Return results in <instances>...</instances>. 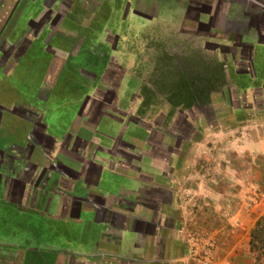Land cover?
Returning <instances> with one entry per match:
<instances>
[{
  "label": "crops",
  "instance_id": "1",
  "mask_svg": "<svg viewBox=\"0 0 264 264\" xmlns=\"http://www.w3.org/2000/svg\"><path fill=\"white\" fill-rule=\"evenodd\" d=\"M245 1L192 2L215 14L227 3L220 31L209 28L210 11L185 17V0H0V264H215L212 242L184 240L195 226L184 228L186 216L204 194L209 208L222 200L217 209L235 227L247 159L264 157V23L253 24L259 13ZM144 3L152 15L136 10ZM193 25L195 40L214 44L222 33L218 46L232 51L212 117L177 110L167 120L164 106L144 119L137 51L154 38L171 51ZM10 91L17 100L5 98ZM183 126L200 140L183 138ZM204 145L218 160L206 193L192 157ZM235 246L221 239L216 251Z\"/></svg>",
  "mask_w": 264,
  "mask_h": 264
},
{
  "label": "rangeland",
  "instance_id": "2",
  "mask_svg": "<svg viewBox=\"0 0 264 264\" xmlns=\"http://www.w3.org/2000/svg\"><path fill=\"white\" fill-rule=\"evenodd\" d=\"M186 1V7L187 11L185 12V17H189V19L193 20L196 17V9H194V4L192 3L195 0H185ZM143 7V9L139 10V8ZM141 7H138L136 10L138 12H143L146 14L152 15L154 13L153 8H150L147 3H144L141 5ZM185 27H183L184 29ZM189 29V30H188ZM195 26H191L190 28H185L183 30V33H176L177 36V42H181L180 45H177L178 47L175 48V45L170 47L171 51H161L164 49V43L163 41H159L157 39L155 41L148 42L149 50L150 51H137V56L141 63L146 65L145 69L143 70V74H140V77H136L135 79L139 82L140 88L138 91V95L141 96V99L143 101L144 97H150L151 99V104L144 110L145 112L141 114V116L146 119L148 117V120H151L153 116L150 117L148 110L152 107L155 112H157V109H162L164 106L167 107V120H170V118L176 113L177 110L179 109H174L172 106L169 104L165 103L164 100H162V95L163 93H160L157 88H155L153 85L157 81H162L161 79V74L168 71L172 70L173 66L175 65L176 61L179 58H183L186 61H190V59H196V56L199 57L203 60V62H206L209 64V62H212L214 60H218L222 62L226 68V65H229V59L225 55L230 54L232 51H230V48H223L219 47L218 44L222 43L219 40V37L222 36V33H217L215 39L210 38L209 41L213 42L209 43L208 45L205 44L206 39L204 40H195L194 36L190 35L191 30H194ZM197 32V33H196ZM196 34L200 37H206L207 38V31L202 30L200 27L197 28ZM153 35V34H152ZM187 36H190V38H187ZM192 36V37H191ZM234 37V35H233ZM148 41H150L148 39ZM147 43V42H146ZM174 43V42H173ZM209 48L210 50H206L205 48ZM154 50V51H153ZM203 51L201 54L198 53V51ZM145 57V58H144ZM114 70L115 67H109V69ZM114 74L117 75V78L119 79L123 72L116 70L114 71ZM227 84V83H226ZM145 88L149 89L150 93L144 94ZM222 88V90H224ZM222 90L220 92H222ZM8 96H5L9 101H15L17 100L16 94L13 95L10 92L6 93ZM152 94V95H151ZM231 92L230 95L233 97L234 95ZM153 96V97H151ZM3 97V96H2ZM141 103V107H142ZM147 111V113H146ZM184 113L189 115L190 118L193 117H212V110L209 105L203 106V107H198L192 110H184ZM149 115V116H148ZM183 131H184V136L183 138H187L189 135V139L191 140H200L201 135L194 132L190 136L189 129L187 130V127L183 126ZM184 140V139H182ZM222 141V138H220L215 144H213V147H216L220 145ZM206 146L200 147L199 151H195L192 155L193 158H195L193 161H195V165L197 162L199 163V178L200 181L196 180L199 182L200 188L202 189V193H206V190L210 188L213 178H217V165L213 166L214 161L216 160V154L217 151L215 148H212L211 150L208 149L206 150ZM202 149V150H201ZM205 152H203L204 150ZM222 152V151H221ZM225 153V152H224ZM233 153V152H232ZM215 155V156H213ZM214 160V161H213ZM213 161V162H212ZM247 184H246V206L245 209H242V212L236 216L235 222L237 223L235 227L227 229V222L225 221L226 218H229V216L233 217V215H227L224 216V211L222 208L218 210L217 205L219 204L221 207L222 200L220 198L218 200H215L214 203H216L212 208H209L207 201H205V198H203L204 194H201L199 196V200L195 201L194 205V211L192 213L189 212V215L186 216L187 223L185 221L184 228L186 227H191V225H195L192 228L191 235L184 236V240L188 239L191 242L197 241V244H201L199 240H209V242H212V245L209 246V252L212 257H214L215 264H255L253 257L251 256L249 252V240H250V232L254 227V224L256 221L264 215V209H259V201L261 199H264V157H249L247 159ZM194 169H192L194 172ZM219 170V169H218ZM237 187L239 186L233 185L230 189L231 191L236 192ZM216 190L218 192H222L223 185L217 184L216 185ZM235 189V190H234ZM186 198L189 199L190 194L185 195ZM250 198V199H249ZM257 201V202H256ZM193 203V202H192ZM188 202L189 204H192ZM218 205V206H219ZM228 206V204H227ZM230 211L231 214H234L235 211L237 212L238 209L241 207L239 206V201L236 198H232L230 201ZM244 208V207H242ZM199 209V212L197 210ZM240 225V226H239ZM243 226V228L241 227ZM224 227V228H223ZM240 227V228H239ZM215 230V231H214ZM222 230V233L219 232ZM183 239V238H182ZM221 239L222 242H232L236 241V243L240 246H235L233 249L230 250V253L228 255L222 254V251L218 249L216 251L217 245L219 246L221 244ZM200 242V243H198ZM192 244L191 248L188 249L187 254L192 256L194 253H196V248ZM240 248L239 250H237ZM205 250V249H204ZM204 250H199L198 253H203ZM190 251V252H189ZM201 251V252H200ZM216 251V252H215ZM239 255V256H238ZM243 255V257H242ZM234 257L236 259L234 260Z\"/></svg>",
  "mask_w": 264,
  "mask_h": 264
},
{
  "label": "trees",
  "instance_id": "3",
  "mask_svg": "<svg viewBox=\"0 0 264 264\" xmlns=\"http://www.w3.org/2000/svg\"><path fill=\"white\" fill-rule=\"evenodd\" d=\"M250 1H245L243 5H246L250 10L257 9L259 20L252 21L256 27H259L261 23H264L261 21L262 19L264 20V8L259 5V0ZM194 9L204 12L213 11L211 7L198 4H195ZM227 10L228 5L224 2L221 5V10L217 14L212 12V21L209 25L210 29L215 28L223 31L224 26L222 18L226 19L225 15ZM249 22L250 21H248V23ZM200 28L206 31L208 29L207 26H200ZM245 31L246 30H243L242 32ZM242 32H240V34ZM205 49L210 50L207 47ZM202 52L203 51H198L200 54ZM224 66L225 65L217 59L208 64L207 61L203 62V60L200 57L198 59L197 56L196 59H190V61L179 58L172 70H168L161 74V78H163L161 79L162 81L159 80L155 82L153 86L157 88L160 93H163L162 97H164L165 101L174 109H179L183 112L184 110L203 107L210 104L209 99L212 94L219 93L222 88L226 86L227 82ZM145 89L144 94H149V89ZM150 104V97H144L142 109L145 110L147 107L149 108ZM249 252L255 264H264V215L256 221L250 232Z\"/></svg>",
  "mask_w": 264,
  "mask_h": 264
},
{
  "label": "flooded vegetation",
  "instance_id": "4",
  "mask_svg": "<svg viewBox=\"0 0 264 264\" xmlns=\"http://www.w3.org/2000/svg\"><path fill=\"white\" fill-rule=\"evenodd\" d=\"M162 100H164V101H165L164 97H162ZM165 103H167V102L165 101ZM167 104H168V103H167Z\"/></svg>",
  "mask_w": 264,
  "mask_h": 264
}]
</instances>
